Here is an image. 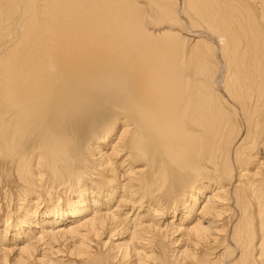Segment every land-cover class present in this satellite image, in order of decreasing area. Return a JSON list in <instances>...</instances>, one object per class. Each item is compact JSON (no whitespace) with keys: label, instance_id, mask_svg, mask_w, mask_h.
<instances>
[{"label":"bare ground","instance_id":"bare-ground-1","mask_svg":"<svg viewBox=\"0 0 264 264\" xmlns=\"http://www.w3.org/2000/svg\"><path fill=\"white\" fill-rule=\"evenodd\" d=\"M0 0V264H264V0Z\"/></svg>","mask_w":264,"mask_h":264},{"label":"rangeland","instance_id":"rangeland-1","mask_svg":"<svg viewBox=\"0 0 264 264\" xmlns=\"http://www.w3.org/2000/svg\"><path fill=\"white\" fill-rule=\"evenodd\" d=\"M180 1H181V2H180L179 4H180V6H182V3H183V2H182V0H180ZM178 2H179V0H178Z\"/></svg>","mask_w":264,"mask_h":264}]
</instances>
